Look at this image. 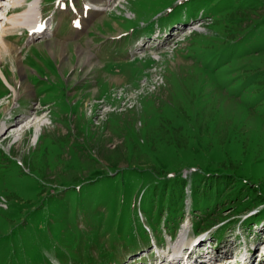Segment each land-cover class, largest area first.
<instances>
[{
  "label": "rangeland",
  "instance_id": "1",
  "mask_svg": "<svg viewBox=\"0 0 264 264\" xmlns=\"http://www.w3.org/2000/svg\"><path fill=\"white\" fill-rule=\"evenodd\" d=\"M61 2L51 40L10 33L22 72L1 60L0 264H146L210 223L215 253H264V0Z\"/></svg>",
  "mask_w": 264,
  "mask_h": 264
},
{
  "label": "bare ground",
  "instance_id": "2",
  "mask_svg": "<svg viewBox=\"0 0 264 264\" xmlns=\"http://www.w3.org/2000/svg\"><path fill=\"white\" fill-rule=\"evenodd\" d=\"M2 1L3 0H0V3ZM110 1L111 0H89V2L92 3V4L95 3V4H99V5H103V6H105ZM12 2H13V4L11 6L15 7V6H20L24 2V0H12ZM37 6H38L37 2H32L30 4L28 3V10H26L25 12H21L19 15L13 14V16H10V14L14 10H9L8 11L7 16H10L11 18H8L6 16L5 20H7L9 22L8 24L10 26H9V28L5 26L4 29L0 33V65H1V60L4 59V53L7 52L13 58V60H15L18 63L20 71L22 72L23 66H22V60H21V57H20L21 51L19 50V48L17 46H15L12 42H10L8 40V36H10V33H13V31H16L19 28L27 29L30 32V34H32L31 32H35L36 31V28L38 26L37 22L40 20V17H41L40 12L37 11ZM96 10H98V9H96ZM91 13L92 12H90V11L87 12L86 20L88 18H90ZM18 65H17V67H18ZM2 68L0 70L2 72V75L4 76ZM6 81L8 82L7 78H6ZM36 123H35L36 124L35 130L37 132L36 133V135H37L38 131L40 130V127L42 125H45L46 123H45L44 120H41V119H40V121H37ZM22 129H25V126H23ZM182 242L180 244L181 246H183ZM195 251L196 250H192V253L195 252ZM261 262H262V259H261Z\"/></svg>",
  "mask_w": 264,
  "mask_h": 264
},
{
  "label": "trees",
  "instance_id": "3",
  "mask_svg": "<svg viewBox=\"0 0 264 264\" xmlns=\"http://www.w3.org/2000/svg\"><path fill=\"white\" fill-rule=\"evenodd\" d=\"M182 181H183V180H182ZM173 197H174L175 200L178 201V205H179V206H182V205H183V204H182V203H183V190L179 189L178 194H177L176 196L174 195ZM180 209H181V208L175 210L176 216H179V214H180ZM172 213H173V212H172ZM174 216H175V215H174ZM210 225H212V223L207 224V225L204 226L203 228L208 227V226H210Z\"/></svg>",
  "mask_w": 264,
  "mask_h": 264
}]
</instances>
